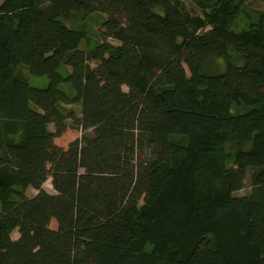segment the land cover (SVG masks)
<instances>
[{
  "label": "trees",
  "instance_id": "obj_1",
  "mask_svg": "<svg viewBox=\"0 0 264 264\" xmlns=\"http://www.w3.org/2000/svg\"><path fill=\"white\" fill-rule=\"evenodd\" d=\"M247 2L264 4L0 2V264H264V14L234 30ZM77 12L106 16L90 50ZM68 120L83 134L60 146Z\"/></svg>",
  "mask_w": 264,
  "mask_h": 264
},
{
  "label": "rangeland",
  "instance_id": "obj_2",
  "mask_svg": "<svg viewBox=\"0 0 264 264\" xmlns=\"http://www.w3.org/2000/svg\"><path fill=\"white\" fill-rule=\"evenodd\" d=\"M2 0H0L1 2ZM180 3L183 5L184 9L193 16H200L201 11H200V6L204 5L207 6L208 4H211L213 0H179ZM207 8V7H206ZM210 9L207 8L206 10L208 11ZM243 13H241L237 19L235 20V24L233 26V29L236 31H240L241 29L245 28L246 25L250 21H255L258 18V15L263 13L264 14V4L260 2H247L243 5L242 7ZM105 14L100 13V12H94L91 14H85L83 12H77L73 13L64 20V23L72 28H77V29H82L86 32V37L80 42L79 48L83 50H90L94 48L99 42V32H100V27L105 19ZM208 28L202 30L201 32L206 31ZM110 42L114 45H117L118 43L110 40ZM218 66L223 69V62L221 60H217ZM92 67H94V64H92ZM60 72H68L70 69L68 67H61L59 69ZM206 73H216L213 72L212 70H206ZM18 75L21 77L23 80H25L29 85L36 87V88H45L48 84V79L45 76H35L32 75L28 69L24 66H20L18 68ZM60 88L64 90L68 94H73V90L71 86L67 83H62ZM124 89H126L124 87ZM64 109L66 111L68 110H73L77 117H80L81 115V107L80 104H74V105H66L64 106ZM244 110H241L243 112ZM72 122L70 120L67 121V130L63 135L60 137L55 138V143L60 145V146H66L69 142L81 138L83 132L79 129H75L71 127ZM53 129V127H50ZM86 135H90L91 132L88 130L85 132ZM248 147V146H246ZM236 151V146L232 142H228L224 144L221 152L224 154H232ZM250 171L247 172V175H249ZM43 188L45 191H47L50 194H55L54 189L52 188L51 185V179L48 178L47 181L44 183ZM253 192L252 186L250 184V179L249 176L246 177L243 187L237 191L235 194L240 195V196H245V195H251ZM37 192L31 188H28L25 191V194L28 197H32L36 194ZM13 238L18 237V232L15 230L12 233Z\"/></svg>",
  "mask_w": 264,
  "mask_h": 264
}]
</instances>
